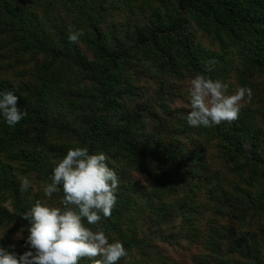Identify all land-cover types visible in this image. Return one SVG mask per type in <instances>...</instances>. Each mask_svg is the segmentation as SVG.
I'll list each match as a JSON object with an SVG mask.
<instances>
[{
	"label": "trees",
	"instance_id": "1",
	"mask_svg": "<svg viewBox=\"0 0 264 264\" xmlns=\"http://www.w3.org/2000/svg\"><path fill=\"white\" fill-rule=\"evenodd\" d=\"M197 74L252 90L237 120L187 123ZM6 91L27 116L0 115V248L31 250L21 216L61 206L42 186L87 147L120 180L111 217L84 221L123 243L118 264H264V0H0Z\"/></svg>",
	"mask_w": 264,
	"mask_h": 264
},
{
	"label": "clouds",
	"instance_id": "2",
	"mask_svg": "<svg viewBox=\"0 0 264 264\" xmlns=\"http://www.w3.org/2000/svg\"><path fill=\"white\" fill-rule=\"evenodd\" d=\"M83 29L70 31L68 39L78 43ZM215 60L206 62L211 72ZM229 85L204 74H197L189 82L190 112L186 120L192 127L211 128L222 122L238 119L242 102H251L252 90L239 87L228 94ZM19 97L11 91L0 92V115L14 127L26 118L27 111L18 107ZM109 157L103 153L90 154L87 147L68 150L53 168L51 182L42 186L44 195L63 192L61 206L36 201L21 217L30 222L26 245L29 251L17 257L0 248V264H79L88 259L91 264H118L127 255L122 242L110 243L105 232L93 231L88 225L98 224L102 217H111L117 203L120 180L109 167ZM31 187L30 180H21V191Z\"/></svg>",
	"mask_w": 264,
	"mask_h": 264
},
{
	"label": "rangeland",
	"instance_id": "3",
	"mask_svg": "<svg viewBox=\"0 0 264 264\" xmlns=\"http://www.w3.org/2000/svg\"><path fill=\"white\" fill-rule=\"evenodd\" d=\"M184 84H186V85H184L183 88H184V89H187V88L189 87V84H187V83H184ZM236 89H237V87L234 88L233 93L235 92ZM230 94H232V93H230ZM244 104H245V102H242V105H244ZM22 237H23L22 234L17 233L16 235H14L13 237H11V238H9V239H10V241H13V240H18V239H20V238H22ZM178 252H181V251H178ZM177 255H178V254H177Z\"/></svg>",
	"mask_w": 264,
	"mask_h": 264
}]
</instances>
